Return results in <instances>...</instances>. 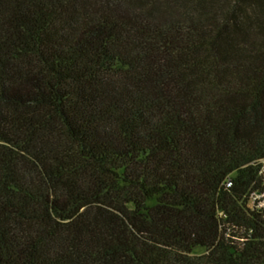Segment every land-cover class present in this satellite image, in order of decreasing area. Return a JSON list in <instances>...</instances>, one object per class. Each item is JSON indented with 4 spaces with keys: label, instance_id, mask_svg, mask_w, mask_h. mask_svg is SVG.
<instances>
[{
    "label": "trees",
    "instance_id": "obj_1",
    "mask_svg": "<svg viewBox=\"0 0 264 264\" xmlns=\"http://www.w3.org/2000/svg\"><path fill=\"white\" fill-rule=\"evenodd\" d=\"M0 264H264V0H0Z\"/></svg>",
    "mask_w": 264,
    "mask_h": 264
}]
</instances>
